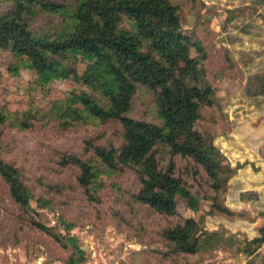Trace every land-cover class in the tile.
Here are the masks:
<instances>
[{"label":"trees","instance_id":"obj_1","mask_svg":"<svg viewBox=\"0 0 264 264\" xmlns=\"http://www.w3.org/2000/svg\"><path fill=\"white\" fill-rule=\"evenodd\" d=\"M187 1L191 6L197 2ZM0 2L6 4L0 9V47L9 49L15 59L9 70L29 69L36 74V82L45 85L59 77H74L81 60L85 66L80 78L90 87V92L81 90L75 97L54 101L48 110L29 104L24 109L9 111L0 105V128L27 130L38 120H52L60 127L117 120L121 125L118 145L86 140V157L60 154L63 165L78 167L76 180L86 199H98V192L106 185L104 175L112 176L130 167L140 185L130 197L153 212L174 215L177 191H189L175 174L174 157L180 156L201 165L213 180L207 214L222 215L225 219L244 217L225 202L224 196L220 198L228 188L230 171L233 184L236 169L219 171L215 159L218 146L210 136L206 138L202 128L195 126L197 119L211 125L216 116L223 118L227 113L215 89L202 79L203 47L199 40L183 33L181 6L176 0ZM260 15L264 20V14ZM245 79L243 87L249 97L264 95L263 70L250 71ZM138 84L152 92L153 121L129 113ZM206 108L209 112L204 114L202 110ZM6 146L0 130V176L19 208V225L28 224L46 234L69 252L67 264H78L84 258V250L75 235L62 233L37 218L39 209L51 207L72 186L38 179L44 189L37 193L28 184L23 169L3 157ZM249 196L255 200L252 194ZM260 200L259 193L257 201ZM263 210V219L259 225H253L254 237L245 248L253 264H264L256 261L264 259L258 249L264 243ZM200 220L182 217L161 229L169 255L186 257L217 244L221 233ZM61 222L65 229L71 227L65 220Z\"/></svg>","mask_w":264,"mask_h":264},{"label":"rangeland","instance_id":"obj_2","mask_svg":"<svg viewBox=\"0 0 264 264\" xmlns=\"http://www.w3.org/2000/svg\"><path fill=\"white\" fill-rule=\"evenodd\" d=\"M237 1L238 4L241 3V0ZM176 2L181 6L179 14L183 33L199 40L203 47L202 79L215 89L227 113L223 118L216 116V122L211 125L197 119L195 126L202 128L206 138L210 136L218 146L219 153L215 159L219 171L232 169L233 172L237 167L233 158L240 153L238 141L231 131L233 123L229 118L228 104L231 96L241 98L240 100L250 98L245 87L242 91L238 90L247 81H244L240 70L241 56L244 54L243 33L247 34L244 36V43L258 40L255 37L248 38V33L253 35V30L249 32L238 29L233 32L230 20L238 7L227 8V5H236L231 0H197L194 6L187 0ZM5 6V3L0 2V9ZM246 9L253 13L252 9ZM258 23L264 25V20L263 23L257 22L254 28L260 27ZM254 32L257 33V30ZM233 40L238 44L233 46L230 43ZM14 62L11 51L0 47V105L9 111L24 109L29 104L48 110L54 101L75 97L81 90L90 92V87L80 78L85 66L81 60L74 77H59L45 85L37 83L36 74L29 69L19 67L17 72L9 70V65ZM260 69L264 71V61L261 62ZM233 92L238 93L231 95ZM153 106L152 92L145 85L138 84L132 95L130 115L153 121ZM202 112L207 114L209 110L206 108ZM253 124L264 125V115L255 118ZM0 130L1 139L7 144L2 151L3 157L23 169L25 178L34 191L40 193L44 189L38 179L72 186L59 195L60 200L51 207L39 209L37 218L62 233L75 235L77 243L84 250V258L78 264H253L249 262L251 255L245 248L250 238L254 237L253 225H259L263 219L261 211L264 209V191L259 192L261 200L255 202L254 209L247 204L241 207L231 206L241 211L243 215L239 216L244 217L225 219L222 215L207 214L211 201L207 197L213 193V180L201 165L190 158L175 156V174L181 177L189 191H177L174 215L153 212L130 197V193L136 192L140 186L130 167H124L112 176L104 175L106 185L98 192V199L89 200L84 197L76 180L78 167L73 164L63 165L60 154L86 157V140H93L98 144L112 141L118 145L121 131L119 121L60 127L52 120L45 123L38 120L27 130L8 126H3ZM260 153L264 155V143L260 146ZM230 177L231 171L226 193L222 191L220 198L224 196V199L233 201V194L242 185L232 184ZM32 203L35 205V202ZM18 213L19 208L11 199L7 185L0 176V264H67L65 261L69 252L28 224L20 226ZM187 216L201 219L209 229H217L222 235L221 239L215 246L201 248L195 254L186 257L171 256L160 231ZM62 220L71 223V227L65 229ZM258 249L264 254V243ZM256 261L262 263L264 259Z\"/></svg>","mask_w":264,"mask_h":264},{"label":"crops","instance_id":"obj_3","mask_svg":"<svg viewBox=\"0 0 264 264\" xmlns=\"http://www.w3.org/2000/svg\"><path fill=\"white\" fill-rule=\"evenodd\" d=\"M231 1L235 2L236 5L233 7L227 5V8L238 7L237 10L233 11L234 13L232 12L233 16L231 20L229 19L230 22H232L231 25L233 24V26H231L233 32L234 30L238 31V29L247 30L249 32L253 30V35L248 33V38L255 37L258 40H253L251 42L245 41L244 43V36L247 34L243 33L242 44L244 45L242 48L245 50L242 49L244 54L241 56L240 70L245 81L249 72L260 70L261 62L264 61V54L262 53V49H264V35H262V32L264 33V25L258 23L260 27L254 28L257 22L262 21L263 23L260 12L264 14V3H262L261 0H241L239 5L237 0ZM246 5H250V7ZM245 7L252 9L253 13H250V10H247ZM256 15L258 16L256 17ZM259 15L261 16L260 18ZM256 30L257 33L254 32ZM230 43L233 46L238 44L234 40ZM226 45L229 46V43H226ZM243 85L244 84L238 89L239 91H242ZM235 93L238 92H233L231 95ZM231 97L230 103L228 104L230 113L229 118L233 120V128L231 131L238 141V143H236L240 153V155L233 158V162L237 165L235 176L233 177V184L242 185V187L236 194H233V197L235 196L233 201L225 199V202L229 206L233 205L238 207L247 204L254 209V204L257 202L259 192L264 191V155L260 153V146L264 143V125L253 124V120L255 118L257 119L258 116L261 117L264 115V95H259L256 98L245 97L244 100H240L241 98L239 99L234 96ZM250 194L253 195L255 200L250 198Z\"/></svg>","mask_w":264,"mask_h":264}]
</instances>
